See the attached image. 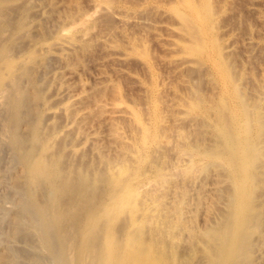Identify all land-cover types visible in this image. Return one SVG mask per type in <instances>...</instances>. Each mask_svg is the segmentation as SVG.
Here are the masks:
<instances>
[{"label":"rangeland","instance_id":"obj_1","mask_svg":"<svg viewBox=\"0 0 264 264\" xmlns=\"http://www.w3.org/2000/svg\"><path fill=\"white\" fill-rule=\"evenodd\" d=\"M202 1L0 0V60L9 57L17 69L0 90V264H62L56 263L59 240L51 242H56L50 246L57 250L54 255L44 245L36 208L28 203L23 164L11 146L13 133L27 142L34 120H39L36 125L42 121L37 128L45 158L58 155L71 182L77 172H85L96 177L100 192L105 179L115 180L129 167L131 182L140 164L141 172L153 171L152 178V167L158 165L163 177L145 174L148 178L137 187L139 208L133 213H138L116 218L119 236L133 231L142 244L157 240L159 251L167 253L162 251L166 263L219 262L236 191L229 164L208 154L226 148L218 128L224 117L229 124L230 110L225 109L234 100L253 120L262 121L257 138L262 154L255 163L262 180L256 199L264 201V0H207L218 55L205 45L207 38L193 19L192 10ZM216 63L227 68L226 79ZM17 97L28 103L20 102L23 110L14 108ZM15 114L21 116L12 118ZM192 150L202 151L203 158ZM121 169L126 171L121 174ZM127 177L117 180L128 182ZM45 183L33 190L36 206L52 200ZM81 208L76 206L65 219L76 218ZM131 219L138 222L127 225ZM262 226L260 236L248 237L255 243L240 264H264V220ZM72 245L67 260L75 264Z\"/></svg>","mask_w":264,"mask_h":264},{"label":"bare ground","instance_id":"obj_2","mask_svg":"<svg viewBox=\"0 0 264 264\" xmlns=\"http://www.w3.org/2000/svg\"><path fill=\"white\" fill-rule=\"evenodd\" d=\"M192 11H193V15H194V18L193 17L192 18L195 19V17H196L198 23L200 24V30L199 31H201L207 38V43H205V45L215 55H218L219 54L218 48L215 44L214 39L212 38V35L210 34L212 32V31L210 32V30L212 29V25H211V29H210V23H211V17H212L211 15L212 14L210 11V5L208 4L207 0H203L201 5L193 8ZM178 14L181 15V13H178ZM198 27H199V25H198ZM204 41H205V39H204ZM206 51H208V49ZM2 59L3 60H0V90H2L3 87L5 86L4 83H5L6 76H8V77L12 76V75L14 76V74H16L15 72L17 70L16 66L14 65V61L12 59H10L9 57L8 58L5 57ZM217 68H218L219 74H221V76H223V78L226 79L227 78V68L220 63L217 64ZM29 76H31V75H29ZM8 77H7V79H8ZM28 83H29V81H28ZM16 87H17V85H16ZM14 88H15V86H14ZM7 90H9V88ZM13 91H14V89H13ZM232 92H233V90H232ZM230 95H231V92H230ZM24 96H23V98H24ZM26 96H28V95H26ZM28 97H26V98H28ZM18 98L19 97L15 98L17 100V102H18ZM233 98H236L235 95H233ZM29 100H30V98H29ZM34 101H36V100H34ZM38 101H39V99H38ZM17 102H14L15 107H14V104H13V107L15 109L17 108V110H18V108H20L19 104L23 103V101L21 102V100H20L18 103ZM31 102H33V101H31ZM232 102L233 103H231V106H229L228 104L226 105V109L222 107V109H225L226 111L230 110L229 124L228 123L224 124V122L227 121L226 119H224L225 118L224 117L222 119V125H220L218 128V133L221 137V140L223 141L222 143L225 145L226 148L224 149L223 152H221V151L220 152H214L213 151L214 153L212 152L211 154H208L209 157L211 156L210 157L211 160L212 159L215 161L218 160V162L220 161V162H223L224 164L226 163V165L229 164L230 167L229 166L228 167L230 169L229 170L230 175H231L232 182L234 184L235 191H236V194L234 195V200L232 202L233 204L231 203L232 209H231V213H230L231 216H229L230 221L227 224V227L225 229L228 231V233H226V231H224L226 236H227V234H228V236L224 237L225 243L223 244V247H222V257H220L221 262H220V259H217V260H219V262L215 261V262H217V264H240V262L242 260L241 258L244 256L243 254H245L247 251H252L251 249L254 246L253 243H255L253 241H252L253 243H251V240L248 237L250 235H252L253 233L257 234L256 236H260L261 228H263L262 221L264 220V201L261 199L263 201V203H262L261 201H258L256 199L257 194L261 193L260 192L261 191L260 186H261L262 180H261V177L259 175V172H257L258 167L255 163L256 157L259 154H262L259 152L260 149H258L259 148L258 145L260 144V141H258L259 144L257 143V140H259L257 138L260 136V134H259L260 123L259 122H262V121H257L256 118H255V120H253L252 115L250 116L245 111L244 106H242V103L240 105L235 100ZM24 103H25V101H24ZM27 104L26 105L24 104V105L27 106ZM23 106L21 107L22 110H23ZM21 108H20V110H21ZM34 108H36V107H34ZM28 109L31 111L30 108H28ZM222 109H220V110L222 111ZM25 110H27V109H25ZM11 111H15V110H11ZM17 112L18 111H16L15 113H17ZM27 112L26 113L29 116H31V114H29V111H27ZM26 113L24 111V114H26ZM30 113H32V112H30ZM221 113H223V112H221ZM17 114H19V113H17ZM221 115L224 116V114H221ZM17 116H19V115H16L14 117L12 116V118H17ZM20 116H21V114H20ZM23 116H25V115H23ZM29 116H28V118H29ZM24 118L25 117H23V120H22L23 123H24ZM259 118H261V117H258V119ZM8 120H10V119H8ZM11 120H13V119H11ZM17 120H15V121H17ZM223 120H226V121H223ZM249 120H251L252 122H250ZM38 121L34 120L35 123L32 124L33 127L31 128V130H29L31 133L29 132L30 136L28 135L29 138H27L28 139V140H26L27 142L21 141V139L18 138L19 136L17 137L15 135V133H13L14 135L12 134L13 137L11 138L12 139L11 146L15 150H17L19 157H20V158L18 157L20 159L19 161H21L23 164V168H24V172H25V178H26L27 184H28V188H27L28 189V203L32 207L34 206V208H36L35 210H36V213L38 215L37 218H39V220H40L39 222H40L41 228L43 229V233L46 237V238H44L45 239L44 245L46 244L48 247H50V246L53 247L55 245V243L58 242V240L60 242V246H57L59 243L56 244V246L58 248V252H59V254H58L59 259H58V255L56 256V254L58 252L55 254V256L57 258L56 263H58V261H61L62 264H68L69 263L70 260L69 261L67 260V254H68V250L71 248V246L69 248V245L73 244L72 246L74 247L73 251H74V255H75V261L73 260V263L75 262V264H90V263H93V262H91V260L92 261L94 260L93 264H164V263L165 264H172V260L170 258H169V260H171V261H169L170 263L165 262V261H168L167 260L168 257L166 258L167 253H165V251H163V248H161L162 249L161 252L159 251L158 247H162V246H161V244H160V246L157 244V240L155 242V241H152L150 239L151 240L150 243L148 242V244H147V242L144 241L146 243L142 244L143 241L141 239H139V240H141L142 243L138 242L137 241L138 236L136 237L137 234H132L133 233L132 230H131L132 231L131 234L130 233H127V234L124 233V234H121V236H122L121 237L117 233V229L115 227L116 225H114L115 220H116V222H118L117 217H119V215H121L120 213L124 212L123 214H125L126 212H129L130 215L138 213V212L133 213V211L136 208L135 205L139 201V200L138 201L136 200V198L137 199L139 198V197H137L139 195L138 194L139 188L137 189V187H141L143 185L142 183L144 182V178H148L145 176V174H147V176H148V174H150V172L148 171V173H144L145 169H143V172H141L142 169H140L139 167L142 164L136 162L137 165L140 164L139 167L135 168L134 171H132L133 176L135 177V179H137V180H135L133 178V181H137L136 183L135 182L133 183V181H131V182L128 181V179H129L128 173L131 174V172H129L131 167H129L128 168L129 171L127 170L128 173H124L126 170L124 171L123 169H121L123 171V172L121 171V174L124 173L123 176L125 177V181H126V177L128 176L127 177L128 182L117 180V179H121L123 177L122 175H120L121 178L119 177L116 179L114 177L115 180H113V179L106 180L105 179V177L107 176L106 175L104 177L105 181H103L104 179L102 180L103 182H105V188L102 191L100 190V192L98 191L99 188H98V190H96V188H95L98 185L97 183L95 184L96 177L95 176L92 177L89 174L87 175V174H85L84 171H83L84 173H81V174L79 172H77V174H79L77 176L73 175L76 177H75V179L73 178L74 180H73V182H71L70 181L71 177L68 180L66 177L68 174H66L65 170L62 169L63 167L60 166V157L58 155L54 156V158L51 157L52 159H46L45 158V155H44L45 146H44V143L42 141V138L40 137L41 136L40 130L38 129L39 128L38 125L42 121H40V123L38 125H36ZM255 121H257V122L255 123ZM17 123H18V121H17ZM13 124H14V121H13ZM11 126H12V123H11ZM17 128H18V126H17ZM22 134H24V133H22ZM23 140H24V137H23ZM9 143H10V141H9ZM61 150H63V149H61ZM48 151H49V149H48ZM207 151H209V150H207ZM61 152H63V151H61ZM201 152L199 151L197 153V151H196V152H194V154L195 153L199 154ZM194 154H193L194 158H192V159H197ZM201 155L202 154H199V155H197V157L198 156L200 157ZM208 155L206 154V156H208ZM204 156H205V154H204ZM201 158H203V155ZM62 160L64 161V159H62ZM197 160H199V159H197ZM209 160H207V162ZM143 161H142V163H143ZM138 162H139V160H138ZM136 163H135V165H136ZM76 166H77V164H76ZM157 166L155 168H157ZM94 167H96V166H94ZM142 167L143 166H141V168ZM152 168L155 171L153 174L156 178H158V177L160 178L163 175V174H161L162 173L161 171H160L161 173H159V171L158 170L156 171V169L154 167H152ZM158 169H159V167H158ZM151 171H152V169H151ZM71 172H72V169H71ZM89 172H90V170H89ZM152 172H151V174H152ZM142 173L144 174V176ZM261 173H264V172H261ZM74 174H76V172ZM99 174H100V172H99ZM118 174H120V173H118ZM118 174H116V175H118ZM125 174H127V175H125ZM151 174H150V176H151ZM160 174H161V176H160ZM95 175H96V173H95ZM155 177H153V178H155ZM151 178H152V176H151ZM151 178L147 179V180L153 181L152 180L153 178L152 179ZM17 179H19V178H17ZM100 179H102V178H100ZM110 180L112 182H110ZM129 180H132V178ZM41 182H43V183L46 182L45 183L46 187H48L49 188L48 190H50L52 192L51 193L52 194V200H51L50 204L48 203L49 204L48 206H40V205L36 206V204H38V203H36L37 200L34 196L33 190L37 189V186ZM256 192H257V194H256ZM148 197L150 198V196H148ZM150 199H148V200H150ZM231 201H232V199H231ZM78 205H81V207H82L81 211H80L81 213L79 212V215L76 216V218H74V219H71V220L69 218H68V220L65 219V217L69 213L71 214L72 210L74 208L76 209V206H78ZM137 205H138V203H137ZM138 208H136V209H138ZM145 211H147V208ZM126 217H127V219L130 220V217L128 215H126ZM136 217H138V216H136ZM146 217H144V218H146ZM121 219H123V218L121 217ZM150 219H151V217H150ZM34 220L32 221L33 223L36 222V220H35V222H34ZM124 220H126V219H124ZM146 220H147V218H146ZM142 221H144V220H142ZM12 222H14V221H12ZM132 222L136 223L138 221H136V220L133 221V219H131V222L127 223V225L131 224V226H132V224H134ZM149 223H151V222H149ZM166 223H168V222H166ZM11 226H13V225H11ZM156 226H158V225L156 224ZM137 227L138 226H136L134 228H137ZM23 228H25V226ZM39 228H38V230H41V228L40 229ZM175 228H178V227H175ZM16 229H18V228H16ZM218 230H220V229H218ZM231 230H233V231L231 232ZM155 231H156V229H155ZM17 232H19V231H17ZM32 232H34V231H32ZM38 232L41 233V231H38ZM127 232H129V230ZM28 233H30V232H28ZM96 233H98V234L100 233V239L96 236L97 235ZM136 233H137V231H136ZM51 234H52V236H51ZM220 234H217V235L220 236ZM41 235H42V233H41ZM138 235H140L139 232H138ZM37 236H40V235L38 234ZM65 236L66 237L69 236V239H67L68 237L66 238ZM153 236L154 235H152L151 238H153ZM221 236H223V235H221ZM154 237H156V236H154ZM55 239H56V242L54 241L55 243H53L52 244L53 246H52L51 242H53V240H55ZM154 239H156V238H154ZM158 240H159V238H158ZM221 242H222V240H221ZM256 242H257V240H256ZM260 243H261V241H260ZM39 247H40V245H39ZM164 248H165V246H164ZM40 249H41V247H40ZM43 249H44V247H43ZM54 249L53 250H52V248L50 249L52 251V253H53ZM41 251H42V249H41ZM56 251H54V253ZM162 251L166 255H163ZM54 253H53V255H54ZM250 255H251V253H250ZM13 256H15V255L13 254ZM169 257H171V256H169ZM54 259H55V257H54ZM243 260H244V258H243ZM253 261H255V259ZM69 264H71V263H69Z\"/></svg>","mask_w":264,"mask_h":264}]
</instances>
